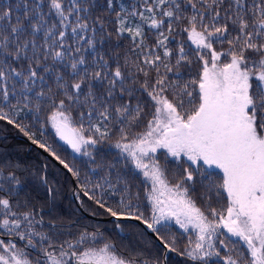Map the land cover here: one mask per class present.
Wrapping results in <instances>:
<instances>
[{
  "label": "snow or ice",
  "instance_id": "6c2138e0",
  "mask_svg": "<svg viewBox=\"0 0 264 264\" xmlns=\"http://www.w3.org/2000/svg\"><path fill=\"white\" fill-rule=\"evenodd\" d=\"M113 35L117 48L122 38L131 41L122 56L103 50ZM29 113L41 137L50 125L90 164L97 146L111 142L142 177L150 211L131 197L109 204L104 187L127 191L128 179L116 175L113 185L115 165L97 164L90 171L106 169L104 183L89 187L86 177L80 186L98 209L91 216H108L121 229L122 221L137 222L159 255L126 258L87 228L59 240L54 220L45 229L43 209L17 199L24 192L17 173L0 169V235L9 237L0 239V264H169L172 253L189 264H264V0H4L0 122L79 180V169L23 123ZM216 170L222 175L206 187L202 208L191 194L196 177ZM172 224L186 237L182 249Z\"/></svg>",
  "mask_w": 264,
  "mask_h": 264
},
{
  "label": "trees",
  "instance_id": "16d2710c",
  "mask_svg": "<svg viewBox=\"0 0 264 264\" xmlns=\"http://www.w3.org/2000/svg\"><path fill=\"white\" fill-rule=\"evenodd\" d=\"M8 2L15 5L16 0H8ZM104 2L105 0H99L100 4ZM130 2L131 0H125V3ZM3 3L4 0H0V6H2ZM13 11L15 14L16 9L14 8ZM94 15L103 16L106 20L109 19L102 10H97ZM112 27V24L106 23L107 31H111ZM149 37V43H151V33H149ZM119 44L121 47L117 48V39L113 35L109 40H106L102 47L105 52L111 53L116 51L122 56L123 52L131 46V41L127 38H122ZM216 47L218 50L220 49L219 45ZM223 47L227 49L228 46L225 44ZM85 55H89V53H85ZM249 55H251V53ZM196 67L195 65L193 66V72L196 71ZM140 98L146 99V97ZM132 103L135 104L136 101L133 100ZM46 114L47 108L44 113L40 114L41 123H43ZM73 115H75V113H73ZM21 118L23 123L35 125V127L32 128L33 131H37L40 127V124L36 123L32 113H29L27 118H23V116ZM12 133L23 135L17 128L7 125L6 122H0V134ZM37 138L46 139L61 158L65 159L67 163L80 171L78 180L70 172L65 171V168L59 161L56 160V163L50 160L35 147L29 148L27 141L13 137L0 138V169H2V175L6 177L10 172L17 173L24 185V192H22L17 199H27L31 205L38 209H43L42 214L45 219V229L48 227L47 222L54 220L56 224L60 226L59 230L63 233L58 237L59 240L67 238L69 233L75 235L84 228H87L89 231L99 230L100 233H103L104 239L111 240L115 244L117 251L126 258H135L138 261H143L159 255L160 246L140 225L122 221L121 229L115 226L116 222L114 221L95 220L87 217L79 210L69 196L73 180L76 185L77 194L79 195L80 204L81 201H83L82 208L84 211L89 213L98 211L92 202L83 196L80 186L85 182L86 177L90 181L89 187H92L96 183L103 184L106 169H98L96 173H92L90 169L96 167L97 164H103L105 166L114 164L115 167L112 169L111 177L113 185H115L116 175H124L128 179L129 188L127 191H124L123 185L113 188L105 186L103 189L104 199H106L109 204L115 205L122 197L126 200L131 197L133 203H138L141 210L144 211L146 215L149 214L150 206L144 199L142 177H140L131 166H124L122 158L117 155L118 150L110 146L111 142H105L97 146L94 152L96 164H90L88 163V157L72 152L67 145L60 141L55 136L54 130L51 129L50 125L44 128L43 137H41L39 131H37ZM114 139L115 132L113 134V140ZM168 167L171 169L169 179L175 182L177 178L176 175L173 174L175 172V166L169 161ZM207 171L212 172V170ZM220 175L222 174L216 170L214 174L207 177H196V182L191 194L198 206L202 208L206 207L205 200L203 199L206 187L210 184L219 182ZM49 188L52 189V195L48 193ZM96 192L97 195L100 194V190H96ZM138 192L139 200L136 199ZM3 194V192H0V195ZM211 203L214 207H219V204L223 203V200L216 197L213 193ZM18 210L23 211L24 209L20 208ZM170 227L172 232L177 235L179 247L182 249L187 243L186 237L178 226L172 224ZM3 239L5 241L8 240L6 237ZM17 243L22 244V242L19 241H17ZM169 264H189V262L175 253H172L169 255Z\"/></svg>",
  "mask_w": 264,
  "mask_h": 264
},
{
  "label": "water",
  "instance_id": "95a60500",
  "mask_svg": "<svg viewBox=\"0 0 264 264\" xmlns=\"http://www.w3.org/2000/svg\"><path fill=\"white\" fill-rule=\"evenodd\" d=\"M5 137H13V138H21L25 141L28 142V147H35L38 151H40L44 156H46L47 158H49L50 160L54 161L57 163V161L52 157L50 156L48 153L44 152L43 149L39 148V146L37 145H34L31 143L30 140H28V138H26L25 136L23 135H20V134H0V138H5ZM65 171H67V169H65ZM70 198L74 201V203L76 204V206L79 208V210L87 217H90L92 219H95V220H109V221H114L112 218L108 217V216H96V217H92L91 216V213L89 212H86L84 211V209L81 207V204H80V200L79 198V195L77 194V190H76V185H75V182L72 180V188H71V192L69 194ZM116 222V221H114ZM126 222H131V223H135L137 224V222L135 221H126ZM143 228V226H141ZM147 234L151 235L153 237V234H151L146 228H143ZM154 239V237H153ZM155 240V239H154ZM156 242V241H155ZM157 243V242H156ZM158 244V243H157ZM159 245V244H158Z\"/></svg>",
  "mask_w": 264,
  "mask_h": 264
},
{
  "label": "flooded vegetation",
  "instance_id": "af4514ba",
  "mask_svg": "<svg viewBox=\"0 0 264 264\" xmlns=\"http://www.w3.org/2000/svg\"><path fill=\"white\" fill-rule=\"evenodd\" d=\"M5 237L9 239V237H7V236L0 235L1 239L5 238Z\"/></svg>",
  "mask_w": 264,
  "mask_h": 264
},
{
  "label": "rangeland",
  "instance_id": "374dc122",
  "mask_svg": "<svg viewBox=\"0 0 264 264\" xmlns=\"http://www.w3.org/2000/svg\"><path fill=\"white\" fill-rule=\"evenodd\" d=\"M71 149V148H70ZM1 239V238H0Z\"/></svg>",
  "mask_w": 264,
  "mask_h": 264
}]
</instances>
